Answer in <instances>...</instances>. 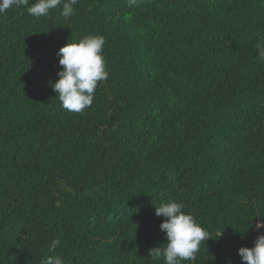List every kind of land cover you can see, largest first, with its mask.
Segmentation results:
<instances>
[{"label":"trees","instance_id":"1","mask_svg":"<svg viewBox=\"0 0 264 264\" xmlns=\"http://www.w3.org/2000/svg\"><path fill=\"white\" fill-rule=\"evenodd\" d=\"M27 7L0 14V264H165L169 200L211 236L181 264H244L264 232V0ZM90 35L109 77L68 112L57 53Z\"/></svg>","mask_w":264,"mask_h":264},{"label":"clouds","instance_id":"2","mask_svg":"<svg viewBox=\"0 0 264 264\" xmlns=\"http://www.w3.org/2000/svg\"><path fill=\"white\" fill-rule=\"evenodd\" d=\"M78 2L79 0H35V3H30V0H0V14L10 8L27 5L28 14L35 17H46L52 9L60 8V15L67 20L74 15L73 6ZM137 2L138 0H128L130 6ZM105 43L103 36L90 35L59 49V79L50 83V86L57 93L63 109L68 112L82 113L91 107L98 86L107 81L109 72L102 54ZM256 48L257 60L264 63V41L258 42ZM183 209L184 205L174 200L162 202L156 207V216L165 218L160 229L166 234L167 243L163 247L150 249V257H162L165 264L195 261L201 243L211 238L193 215ZM256 217L260 219L256 221L255 228L258 231L264 229V214L257 213ZM60 243L59 239L52 240L49 251L55 253ZM238 254L244 264H264V232L257 237L254 247H241ZM42 264H64V260L60 255H49Z\"/></svg>","mask_w":264,"mask_h":264}]
</instances>
